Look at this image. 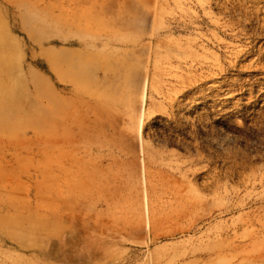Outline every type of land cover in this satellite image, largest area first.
<instances>
[{"label":"rangeland","instance_id":"obj_1","mask_svg":"<svg viewBox=\"0 0 264 264\" xmlns=\"http://www.w3.org/2000/svg\"><path fill=\"white\" fill-rule=\"evenodd\" d=\"M0 41V264H264V0H0Z\"/></svg>","mask_w":264,"mask_h":264},{"label":"bare ground","instance_id":"obj_2","mask_svg":"<svg viewBox=\"0 0 264 264\" xmlns=\"http://www.w3.org/2000/svg\"><path fill=\"white\" fill-rule=\"evenodd\" d=\"M6 52L7 45L0 41V132L8 130L11 120L15 117L28 122L35 121L39 118L37 111L40 109H32L30 106L31 112L29 111L24 99L25 81L18 73L16 65L5 57Z\"/></svg>","mask_w":264,"mask_h":264}]
</instances>
